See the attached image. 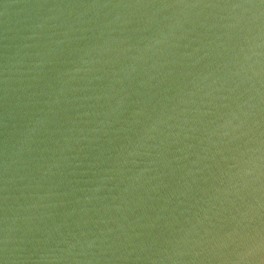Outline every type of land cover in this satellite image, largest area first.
Segmentation results:
<instances>
[{
  "label": "water",
  "instance_id": "95a60500",
  "mask_svg": "<svg viewBox=\"0 0 264 264\" xmlns=\"http://www.w3.org/2000/svg\"><path fill=\"white\" fill-rule=\"evenodd\" d=\"M0 264H264V0H0Z\"/></svg>",
  "mask_w": 264,
  "mask_h": 264
}]
</instances>
